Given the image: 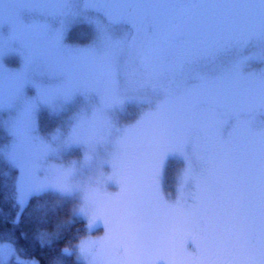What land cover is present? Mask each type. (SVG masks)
I'll return each mask as SVG.
<instances>
[{
    "label": "rangeland",
    "instance_id": "374dc122",
    "mask_svg": "<svg viewBox=\"0 0 264 264\" xmlns=\"http://www.w3.org/2000/svg\"><path fill=\"white\" fill-rule=\"evenodd\" d=\"M212 2L243 13L240 0ZM126 10L120 0H0V159L18 170L15 220L30 196L51 192L88 226L65 249L83 264H264V48L221 36L171 63L187 72L165 97L166 70L128 37ZM213 103L225 107L217 147L232 158L209 166ZM174 160L165 191L159 175ZM205 168L218 175L209 189ZM0 264L38 261L0 239Z\"/></svg>",
    "mask_w": 264,
    "mask_h": 264
},
{
    "label": "flooded vegetation",
    "instance_id": "af4514ba",
    "mask_svg": "<svg viewBox=\"0 0 264 264\" xmlns=\"http://www.w3.org/2000/svg\"><path fill=\"white\" fill-rule=\"evenodd\" d=\"M126 5V12L123 13L124 18H128L129 23H125L127 26L126 34L128 37L132 35V39L136 42V46L140 51L150 53L152 47V55L158 57L151 59L152 63H158L166 70V73H170L172 70L176 72L173 83L169 85L166 82V73L164 74V93L166 97V88L170 89L171 86L178 88L181 83L180 80L187 72L185 66L178 65L173 67L172 64L181 63L186 57L195 55L196 53L204 52L216 46L219 43V38H225L226 40H236L238 42L245 41L244 45L248 49L257 46L264 48V0H245L241 1L242 7L240 12L228 11L227 7L217 5L213 0H201L199 2H181L179 0H120ZM245 7H247L245 9ZM209 10L212 13V18L217 20L219 26L212 35L205 34L200 37L192 36H179L180 25L197 10ZM247 9H250L249 11ZM249 13V18L246 14ZM246 16V17H245ZM125 22V21H124ZM147 24L149 26H147ZM132 25V26H130ZM134 35H138L135 39ZM163 37V42H160V38ZM223 40V39H222ZM257 42L255 43V41ZM259 40V41H258ZM148 66L145 71L147 70ZM147 92V91H146ZM210 105V104H209ZM212 107L217 113V117H209V119L203 122L204 136L208 140L210 137L213 147L212 153L205 159L204 163L211 165V162L219 164L222 160L232 158V152L225 151L224 147H217L220 140L217 137L219 130L224 129L226 125L224 116L221 118L219 113H225L224 104L213 103ZM225 115V114H224ZM241 118H243L241 116ZM235 119H238L237 117ZM223 136L229 137V135L223 130ZM216 135V136H215ZM228 140V138H227ZM148 141L143 142L137 148L136 156L138 160L145 157L148 148ZM238 165L242 163L237 162ZM256 165V163H255ZM254 165V166H255ZM167 164L164 161V166L159 175L161 187L166 191L167 177ZM199 187L209 189L212 185L215 186L217 182V174L212 170H200L199 172ZM239 197V194H237ZM165 202V201H164ZM128 215H123L121 219L125 221ZM127 228L126 226H124ZM128 229V228H127ZM166 243V238H165ZM258 254V251L256 252Z\"/></svg>",
    "mask_w": 264,
    "mask_h": 264
},
{
    "label": "trees",
    "instance_id": "16d2710c",
    "mask_svg": "<svg viewBox=\"0 0 264 264\" xmlns=\"http://www.w3.org/2000/svg\"><path fill=\"white\" fill-rule=\"evenodd\" d=\"M83 29L87 25H76L67 39L73 40V34ZM174 161L167 169L170 183L174 181ZM17 173L15 167L0 159V239L11 242L20 256L36 258L38 264H83L65 251L88 233L86 222L73 212L74 202L70 199H60L51 192L34 194L15 220ZM46 233L51 236L47 242L42 240Z\"/></svg>",
    "mask_w": 264,
    "mask_h": 264
},
{
    "label": "water",
    "instance_id": "95a60500",
    "mask_svg": "<svg viewBox=\"0 0 264 264\" xmlns=\"http://www.w3.org/2000/svg\"><path fill=\"white\" fill-rule=\"evenodd\" d=\"M218 25V21L212 18L209 10H197L180 25L178 35L192 37L212 35Z\"/></svg>",
    "mask_w": 264,
    "mask_h": 264
}]
</instances>
